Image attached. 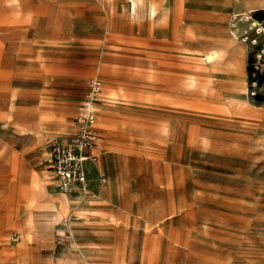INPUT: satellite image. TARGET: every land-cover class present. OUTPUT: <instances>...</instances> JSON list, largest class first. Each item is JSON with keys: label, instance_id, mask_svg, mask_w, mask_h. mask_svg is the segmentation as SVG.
Here are the masks:
<instances>
[{"label": "rangeland", "instance_id": "obj_1", "mask_svg": "<svg viewBox=\"0 0 264 264\" xmlns=\"http://www.w3.org/2000/svg\"><path fill=\"white\" fill-rule=\"evenodd\" d=\"M91 77L68 194L47 142ZM0 264H264V0H0Z\"/></svg>", "mask_w": 264, "mask_h": 264}, {"label": "built area", "instance_id": "obj_2", "mask_svg": "<svg viewBox=\"0 0 264 264\" xmlns=\"http://www.w3.org/2000/svg\"><path fill=\"white\" fill-rule=\"evenodd\" d=\"M101 80L91 77L74 117V132L65 139L47 142L55 185L60 192L68 194L90 193V166L98 159L96 142V107L100 100Z\"/></svg>", "mask_w": 264, "mask_h": 264}, {"label": "bare ground", "instance_id": "obj_3", "mask_svg": "<svg viewBox=\"0 0 264 264\" xmlns=\"http://www.w3.org/2000/svg\"><path fill=\"white\" fill-rule=\"evenodd\" d=\"M147 2L148 0H126L128 17L135 20L142 18L146 11Z\"/></svg>", "mask_w": 264, "mask_h": 264}, {"label": "crops", "instance_id": "obj_4", "mask_svg": "<svg viewBox=\"0 0 264 264\" xmlns=\"http://www.w3.org/2000/svg\"><path fill=\"white\" fill-rule=\"evenodd\" d=\"M96 118H97V116H96ZM95 126H96V122H95ZM96 131H97L98 139H99V133H98L97 126H96ZM67 138H68V137H67ZM98 139H97V141H98ZM96 151L98 152V159H99V158H100V155H101V153H102V151H101V147L98 146V143H97V142H96Z\"/></svg>", "mask_w": 264, "mask_h": 264}]
</instances>
